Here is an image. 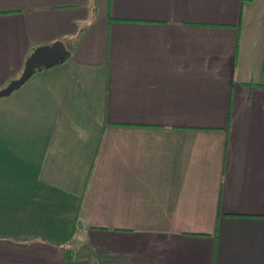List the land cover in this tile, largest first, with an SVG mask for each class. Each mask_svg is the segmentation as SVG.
I'll return each mask as SVG.
<instances>
[{"label":"crops","instance_id":"crops-1","mask_svg":"<svg viewBox=\"0 0 264 264\" xmlns=\"http://www.w3.org/2000/svg\"><path fill=\"white\" fill-rule=\"evenodd\" d=\"M56 40L0 98V264H264V0H0V90Z\"/></svg>","mask_w":264,"mask_h":264},{"label":"water","instance_id":"water-1","mask_svg":"<svg viewBox=\"0 0 264 264\" xmlns=\"http://www.w3.org/2000/svg\"><path fill=\"white\" fill-rule=\"evenodd\" d=\"M67 48L62 40H56L51 44L40 45L31 51L24 61L20 76L11 80L0 90V98L8 96L13 90L18 89L35 70L50 68L60 63L67 56Z\"/></svg>","mask_w":264,"mask_h":264},{"label":"rangeland","instance_id":"rangeland-1","mask_svg":"<svg viewBox=\"0 0 264 264\" xmlns=\"http://www.w3.org/2000/svg\"><path fill=\"white\" fill-rule=\"evenodd\" d=\"M2 98H4V97H2ZM2 100V99H1ZM3 105V104H2ZM47 111V110H46ZM46 111H44L45 113H46ZM51 113H53V112H51ZM33 125H29L28 127H29V131H30V128L32 127ZM76 129H77V131H78V129H79V126H76ZM88 131V130H87ZM78 133V132H77ZM75 264H100V263H98L97 261H95L94 260V258L93 257H89V256H83L82 258H80L79 257V259L78 260H76V263Z\"/></svg>","mask_w":264,"mask_h":264}]
</instances>
